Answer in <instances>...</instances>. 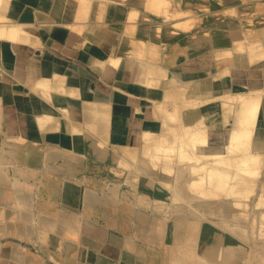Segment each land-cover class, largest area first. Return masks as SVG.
Returning <instances> with one entry per match:
<instances>
[{"label": "crops", "instance_id": "obj_1", "mask_svg": "<svg viewBox=\"0 0 264 264\" xmlns=\"http://www.w3.org/2000/svg\"><path fill=\"white\" fill-rule=\"evenodd\" d=\"M56 1L12 0L7 9L9 17L37 25L36 33L40 37V44L17 45L20 54L15 67L22 75V81L15 82L13 78L3 79L0 72V84L8 87L1 92L3 95H5L4 92H9L10 98H6L9 100L1 108L6 117L4 122L6 127L4 129L0 126V194L7 192L10 196L5 193H3L5 197L0 195V264H173L170 247L175 246L177 239L170 227L171 212L167 206L166 196L162 197L163 201L153 200L152 189L154 188H146L147 185L142 187L140 182H137L140 187L135 195L132 190L136 181L134 182L132 177L126 175L125 178H121L115 175L116 172L110 167L107 169L105 162L101 163L102 165L97 163L93 146L99 147L100 143L93 133H83L86 156L78 161L75 147L77 142L70 123L66 122L64 125L63 137L62 134H57L56 130L44 132L37 126L36 115L43 111L45 102L38 95L29 92L28 79L33 69L37 70L38 74H41L43 69L67 74L70 85L86 88V97H80L78 99L80 102L84 99L112 102L115 128L119 130L117 139L124 144L131 140V130L134 125L132 120L136 121L139 114L136 107L141 106V113H148L151 106L150 103L143 102L144 94L139 95L140 102L113 100L125 95L130 97L136 95L131 88L122 86L132 74L130 70L123 74L120 70L115 71L111 68L110 74L106 72L105 65L110 64L112 57H135L133 54L137 47L135 40H131L130 44L121 48L123 45L121 23L126 21L127 15L133 11H130L121 0H109L103 11L104 23L93 26L85 24L81 28L77 25L72 28L67 25V22L72 24L76 20L75 15L66 17L65 14L57 11L58 16L54 18L50 14ZM128 2L130 3L128 5L138 7L137 9L147 12L153 18L142 21L146 27L138 33V38L148 39L153 44H157L160 40L148 34L151 29L163 31L164 28L161 25H165L167 32H170L169 21L156 17L139 5L140 1H126ZM187 2L190 0H183L180 3ZM43 4L46 6L44 7L46 11L41 9ZM260 5L258 6L261 8L260 13H264V0ZM64 21L66 25L62 24ZM160 36L162 35L159 34L158 37L161 38ZM163 44L161 63L168 70V82L170 83V76L178 78L177 80L187 87L188 98H195L204 103V114L215 131L227 127L220 120L223 114L220 97L226 93L239 92L243 88L260 90L264 87V74L261 68H252V64L246 57L238 59L236 54L221 55L230 51L228 46L224 48V51H220L219 56L208 49L201 48L197 56L194 54L193 58H190L182 50L185 44L179 39L170 43L169 33L164 37ZM12 47L1 41L0 48L7 50L4 52L6 55L10 54ZM34 54L35 56H32ZM7 60L13 64L12 56ZM0 62L6 64L5 67L8 69L12 67L2 58ZM227 67L237 69L239 76H228L223 71ZM77 108L78 113H81V106L78 105ZM63 148L66 150V156L57 160L47 158L49 151ZM15 179L20 182L18 186L13 184ZM86 185L92 186L91 188L98 193V204L89 211L85 208L83 200V189ZM129 205L134 207L133 213L120 211L122 206L127 209ZM138 211H142L146 216L138 215ZM63 213L69 214L73 220L70 221L69 218L64 220ZM150 214L163 222L166 228L163 236L161 235L162 237L160 236L158 240L153 237L155 235L158 237L161 231L159 227L149 223L150 218L147 217ZM190 216L192 215L188 212L186 217ZM218 218L211 214L210 220L203 221L199 225L202 234H199L198 242L207 243L226 237L221 240L227 247L228 258L225 261L233 264L236 250L233 244L227 241L240 240L237 235L219 226ZM194 219L200 220L192 218ZM8 223L14 226V232L7 234L6 224ZM50 241L52 244L49 243ZM128 242L134 245L132 254L127 250ZM182 242L186 243L190 249L189 256L193 258L190 259L191 264H221V261L216 258L200 257L199 249L195 246V239L193 242L186 237Z\"/></svg>", "mask_w": 264, "mask_h": 264}, {"label": "bare ground", "instance_id": "obj_2", "mask_svg": "<svg viewBox=\"0 0 264 264\" xmlns=\"http://www.w3.org/2000/svg\"><path fill=\"white\" fill-rule=\"evenodd\" d=\"M10 1L12 0H0V9L4 3L9 4ZM178 1L182 2V0ZM93 6L96 11H99L104 9L105 4L93 2ZM80 7V2L76 0H57L50 14L55 18L58 16L57 11H60L65 14L66 17H70V14L74 13L73 10L76 9L75 11L78 12ZM178 18L174 16L172 20L175 21L178 20ZM261 20L264 21V18ZM63 23L66 25L65 21L62 22V24ZM67 25L70 26L71 23L67 22ZM36 27L37 25L35 23L0 14V38L4 39L3 42L8 43L9 46H13L10 48L9 55H6L4 52L2 56L0 55V58H2L5 63L12 66L11 68L9 66L10 69H8L5 67L6 64L4 65L0 62V72L3 75V79L13 78L15 82L23 80L22 75L15 67L17 66L20 54L17 45L22 43L34 45L40 42V37L36 33ZM253 29L255 28L251 27L250 30ZM228 32L230 36L229 38L225 37L224 41L227 45L223 46V48L217 47L218 45H215L216 42L212 41L210 51L214 55L219 56L220 51H224V48L228 46L230 47V51L228 50L226 53H222V56H234V54H236L238 59L246 57L252 64V68L259 67L264 70V22L258 30L255 32L252 31L253 33L245 37L244 41L241 43L235 44L236 39L232 35V33L236 32L234 29L229 28ZM237 32L243 31L239 28ZM122 43L123 45H121V48L129 44L126 40H122ZM198 43L199 41L197 44ZM229 44L237 46H230ZM242 44L243 46H241ZM240 46L241 48H239ZM160 51L158 52L160 53ZM189 52H191L190 49ZM195 55L197 56L198 54ZM10 56L14 59L12 62L13 64L9 63L10 61L8 62L7 60L10 59ZM162 57L163 51L161 54V58ZM128 60L129 59L122 56L112 57L110 64L105 65L107 74H110V68H117L122 62L124 64H130L131 60ZM133 62L134 64L131 72L132 78H130V81L124 82L122 86L131 88L133 94L137 96L130 97L125 95L113 98V100H120L123 102H137L138 100V102H140L141 99L139 95L144 94L145 99H143V102L150 103L151 106L148 113H140L138 117L136 116V121L132 120L134 125L131 130V140H129V143L124 144L117 139L119 130L115 128L116 121L115 113L113 112L114 109H112V102L108 100L97 102L87 99L82 100V102L78 101L80 97H86V88L72 86L68 82L61 83L59 81L60 73L54 70L43 69L41 74H38V71L33 69L28 79L30 86L29 92L36 94V96L38 95V97L45 102L43 111L36 115L37 126L44 132L56 130L55 132L59 135L62 134L63 137L64 125L66 122L70 123L77 142L75 147L78 161H81L82 158L86 156L84 155L85 147L83 145V133H93L98 137L100 143L99 147L93 146L97 163L101 164L105 162L107 169L108 167L112 169V167L114 168L116 165L114 163H119L121 168H118L119 171H117L115 175L121 178H125L127 175L132 177L134 182L135 180L140 182L142 187L143 185H147L148 187L146 188L149 189L153 187V200L163 201L162 196H166L165 199L170 197V202H167V206L170 208L171 212L169 223L174 236H176L178 240L173 248L170 247L173 264H191L190 259L193 258L189 256L190 249L186 243L182 242L183 237L186 238L188 232H190L188 235L189 240L194 242L195 239V246L199 249L200 257L207 259L213 257L221 261V264H230L225 261L226 258H228V254H226L227 247L226 244L221 241L226 237L220 239L221 245L216 241L214 243L211 241L205 244H201V241L198 242L199 234L201 233L199 225L202 224L203 221L208 220L211 213L219 217L217 222L219 226L231 231V233L237 235V238L240 240L238 242L235 240L231 242L232 239L227 241L229 244H233L236 250L233 264H255L253 262H255L254 259L256 258V260L260 261L258 264H264V241H258L264 238V169L262 166L264 162V152H261L264 147V136L261 130L264 128V113H261V110L264 109V87L260 90L251 89L248 91L240 90L236 93H226L224 96L220 97L221 100L226 99L225 104L235 99L239 107L230 108V112L226 114V117L223 119L222 117L220 118L223 124H231L232 127L228 134H219V132L210 129L211 125L209 127L204 126V122H206L205 124L209 123L207 117L200 120L201 112L205 111L204 103L195 98H188L187 87L178 81V78L175 79L170 76V83L168 82V70L165 66H152L150 68V74L153 77L148 80V83H145L144 79H142L141 71L142 69L147 70V67L144 65L140 70L143 61L137 56L133 59ZM99 63L104 65L101 61H99ZM225 72L230 77L239 76L237 69L228 70V68H226ZM7 89L8 87L6 85L0 84V126L4 127V129L6 127L4 123L6 117L2 113L1 108L4 103H6V98H9V92H4L5 96L1 90ZM78 105L82 108L81 113H78ZM182 106L189 108L188 111H190V113L188 112L189 114L187 113V115L184 116L185 121L183 120L179 126H170V117L172 118L174 113L179 110L178 108H182ZM140 107H136L137 110H140ZM187 108L184 109L187 110ZM168 136H173L176 142L174 144L169 141L168 146L164 148L163 143L167 142ZM221 142L225 144L224 147H222ZM248 144H250L249 151L240 155L238 152L240 146L244 148L248 146ZM65 151L64 148L57 151H49L47 153V158L49 160H55L64 157L66 156ZM138 158L145 159L149 163L151 170H156V168L162 166V170L166 171L167 174L160 173L154 177L153 175H148L147 170L143 169L141 165L134 164ZM187 163L191 165L185 167ZM175 164L183 165V167L176 169L174 167ZM231 168H234V170L229 172ZM170 172H173V175L170 176ZM187 174H190L189 177ZM261 174L263 175L260 177L261 180L259 181V176H261ZM157 183H160L162 186L159 187L158 185L160 184L157 185ZM13 184L18 186L20 182L18 179H15ZM135 184L137 185H133L134 189L132 192L136 195L140 185L139 183ZM91 187L86 185L83 189V200L85 208H87L88 211L89 209L93 210L96 204H98L97 190ZM3 193L10 196L7 192ZM3 193L0 195L5 197ZM46 210H48L47 207ZM120 211L133 213L134 207H130L129 205L127 209H125L122 206ZM188 212H190L193 217H186ZM137 214L146 216L142 211H138ZM62 217L64 220L68 218L70 221L73 220L67 213H63ZM194 217L200 220H192ZM147 218H150L149 223L155 227L160 228L162 225L160 220L151 214ZM182 224H185L186 228L179 229ZM6 227L7 234L14 232V226L12 224L8 223ZM206 227L208 228V226ZM163 229H166L165 226ZM180 232H185L182 239L177 236V234H182ZM159 236L160 235L157 237L155 235L153 238L158 240L160 238ZM251 237L259 239L252 240ZM160 241L162 242V240ZM249 241H251L250 243L252 244L249 245ZM49 243H51V241ZM126 247L128 252L132 254L135 249L134 245L128 242Z\"/></svg>", "mask_w": 264, "mask_h": 264}, {"label": "rangeland", "instance_id": "obj_3", "mask_svg": "<svg viewBox=\"0 0 264 264\" xmlns=\"http://www.w3.org/2000/svg\"><path fill=\"white\" fill-rule=\"evenodd\" d=\"M76 1L80 2L81 7H80V10L78 12L75 11L76 10L75 9V10H73L74 13L70 14V16H72V15L76 16L75 17L76 20L73 22L74 24L72 23L70 25L72 28L77 27V25L80 26V28H81L85 24L95 25L98 23H104V14H103L104 9L96 11L94 9L93 2L103 3L106 6V4L109 0H76ZM111 1H117V0H111ZM121 1L125 3L124 5H126L127 8L130 9V11H133V13H130L127 15L126 21L121 23V28H122V32H123L122 40L128 41L129 44H130L131 40H135L136 41L135 45L137 47L133 51V54L135 55V57L127 58V59H129L128 61L131 60L130 64L126 63V62H125L126 64H124L122 62L117 68H114L113 70H115V71L120 70L123 74H125V72L127 70H130L132 72V68H133V64H134L133 59H135L137 56L143 61V65H141L140 70L144 67V65L147 67V70L142 69V71H141L142 72L141 76H142V79H144L145 83H148V80L152 79V77H153L150 74V68L152 66L162 65L161 54L163 51V46H164L163 42H164V37L166 36V34L169 33V35H170V43L173 41L174 42L178 41V39H179L183 44H185L184 49H182V50L185 51L187 56H190V58H193L194 54H198V51L201 48L210 50V46L212 44V41L216 42L215 45L216 46L218 45L217 47L223 48V46H226L227 44L224 43V41H225V37L229 38V36H230V33L228 32L229 28H232L236 31V32L232 33V35L236 39L235 44H237V43H241L242 41H244L245 37L249 36L251 33L258 30L264 22L263 20H261L262 18H264V15H263L264 13H260L261 8H258V6H261L260 4L262 3V0H190V2H187L185 4H181L178 0H170V2L168 0H133L134 2L140 1V2H138V3H140L139 5H141L142 7H145L146 10H148L149 12L156 15V17H158L159 19H163L164 21L170 22V32H167V30H166L167 27L165 25H164L165 27L161 25V27L164 28L165 31H164V29H163V31L162 30L161 31H159V30L155 31L153 29H151L149 31L148 34L151 37H154V38H157L160 40V42H158L157 44H153L151 40H148V39L143 40V39L138 38V36H137L138 33L140 31H142V29L144 30V28L146 27L145 24H142L143 23L142 21H145L148 19L151 20L153 18L149 14H147V12H142L141 10L137 9L138 7L128 5V4H130L129 2L126 3V1H128V0H121ZM8 6H9L8 3H4L0 9V14L8 16L7 15ZM44 7H46L45 4H43L42 8L44 9ZM174 16L177 18L179 17L178 20L173 21L172 17H174ZM232 17H235L237 19L232 18ZM251 27L255 28L256 30L255 29L250 30ZM239 28H241L243 32H237V31H239ZM159 34L162 35V36H160L161 38L158 37ZM1 41H4V39L0 38V46H1ZM198 41H199V43L197 44ZM38 44H40V42H38L34 45H38ZM229 45L233 46L234 44H229ZM234 46H237V45H234ZM241 46H243V44ZM241 46L239 48H241ZM189 49L191 52H189ZM6 51H7L6 49L0 48V55L2 56V52H6ZM158 51H160V53ZM32 56H35V54ZM227 68H228V70L229 69H231V70L235 69L233 67H227ZM225 70H223V71L225 72ZM261 72L264 74V70L261 69ZM59 78H60L59 81L61 83H67L68 82L67 74H60ZM130 78H132V76ZM130 78H127V81H130ZM248 90H249L248 88H243V91H248ZM235 91H237V90H235ZM8 100H6V102ZM225 102H226V99H222V108H223L222 119L225 118L226 114L230 112V108H236L237 106L239 107V104L236 102L235 99L230 100V102L228 104H225ZM184 108H187V107L182 106V108H178L179 110L176 111V113H174L172 118L170 117V119H169V121L171 123L170 126H179L183 122V120L185 121L184 116H186L188 112L190 113V111H188L189 108H187V110H185ZM141 111H142V108H140V110H138V113L140 114ZM261 113H264V109L261 110ZM205 117H207V116H205L204 112H201V114H200L201 119L200 120H202ZM196 120H195V122H196ZM205 123L206 122H204L205 127L210 126V123H207V124H205ZM231 127H232L231 124H229V125H227V127L222 128L221 130L219 129V130L215 131L211 127H210V129L215 131V132H219V134L223 133L226 135L230 131ZM261 130H262L263 136H264V128ZM168 137H169V138H167L168 140H166L167 142L163 143L164 148H166L168 146L169 141H170V143L173 142L174 144L176 142L175 138L173 136L172 137L168 136ZM221 145H222V147H224L225 144L223 142H221ZM249 148H250V144H248V146H246L244 148L242 146H240V149L238 152L241 155L242 153H246V151H249ZM261 152H264V147L262 148ZM55 160H57V159H55ZM114 164H116L114 166V168L112 167L114 172L119 171L118 168H121L120 167L121 165L117 162ZM134 164L135 165H141V167L143 169L147 170V172H148L147 174L153 175V177L155 175L160 174V173L161 174H163V173L167 174L166 171L162 170V168H163L162 166L159 168H156V170H153V169L151 170L149 163L143 158H138ZM190 165L191 164L187 163L185 165V167L190 166ZM262 166L264 169V162L262 163ZM174 167L176 169H178L179 167L182 168L183 165H180V164L176 165L175 164ZM229 167H230V164H229ZM233 170H234V168H231V170L229 172H231ZM171 175H173V172H170V176ZM187 175L189 177L190 174H187ZM262 175L263 174H261V176H259V181L261 180L260 177H262ZM135 183H137V181ZM134 185L136 186L137 184H134ZM160 196H162V195H160ZM166 201L170 202V197H167ZM249 205H250V202H249ZM236 209H238V208H236ZM212 215L216 216L214 214H212ZM245 218H247V217H245ZM161 224L162 225L160 226V231L162 233L160 232L159 234H160V236L161 235L163 236L164 224H163V222H161ZM183 228H186L185 224H182L179 227V229H183ZM180 233H182V232H180ZM184 233L185 232H183L182 234H177V236L182 239V236L184 235ZM189 233L190 232L187 233L186 237H188ZM175 238L177 239L176 236H175ZM183 238H185V237H183ZM251 239L256 240L259 238L251 237ZM258 241L262 242V241H264V238H263V240L259 239ZM214 242L215 241L212 240V243H214ZM216 242L219 245H221L220 240H217ZM250 242L251 241L248 242L249 245L252 244ZM201 244H205V242H202ZM250 252H251V250H250ZM256 259H254L255 262H253V263H255V264L260 263V261H258Z\"/></svg>", "mask_w": 264, "mask_h": 264}]
</instances>
